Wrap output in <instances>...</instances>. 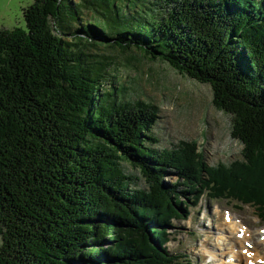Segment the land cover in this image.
Wrapping results in <instances>:
<instances>
[{
    "label": "trees",
    "instance_id": "obj_1",
    "mask_svg": "<svg viewBox=\"0 0 264 264\" xmlns=\"http://www.w3.org/2000/svg\"><path fill=\"white\" fill-rule=\"evenodd\" d=\"M23 19L0 30V264H181L166 244L187 194L264 223V0H34ZM100 45L208 85L242 161L157 149L159 108L124 99Z\"/></svg>",
    "mask_w": 264,
    "mask_h": 264
},
{
    "label": "rangeland",
    "instance_id": "obj_2",
    "mask_svg": "<svg viewBox=\"0 0 264 264\" xmlns=\"http://www.w3.org/2000/svg\"><path fill=\"white\" fill-rule=\"evenodd\" d=\"M33 1L0 0V30L25 29L23 10ZM90 18L85 14V19ZM89 50L93 55L113 61L111 68H116L114 72L118 73L115 83L124 87L125 100L143 101L159 108V120L154 129L159 140L157 149H172L181 141L196 142L197 150L208 166H228L242 161V145L230 136V117L212 105V91L208 85L178 74L162 61H149L135 49L121 52L100 45ZM122 166L125 173L138 178L134 188H146L137 170L127 164ZM164 182L168 185L181 183L174 174L164 178ZM177 190L183 192L181 186ZM182 198L187 200L188 217L170 223V240L166 244L168 252L178 256L181 264H227L230 254L217 256L215 260L211 257L212 252L218 255L221 251L218 247L221 231L218 229L225 221L236 227L237 233L239 228H245V239L252 244V253L256 252V258L264 260V240H260L264 236V223L260 222L253 207L227 200H210L205 195L194 206L191 194L182 195ZM224 215L230 220L224 221ZM230 232L229 243L233 244V240L239 239L236 232ZM241 248L247 249L244 242L237 245L238 251ZM241 256L243 264H247L245 255Z\"/></svg>",
    "mask_w": 264,
    "mask_h": 264
},
{
    "label": "bare ground",
    "instance_id": "obj_3",
    "mask_svg": "<svg viewBox=\"0 0 264 264\" xmlns=\"http://www.w3.org/2000/svg\"><path fill=\"white\" fill-rule=\"evenodd\" d=\"M225 220H226V217L224 216V221ZM218 230L221 231L220 232L221 235L218 238V240H219L218 247L221 248V251H220V249H218V251H220V253L218 255H215V253L212 252L213 254H212L211 257L215 260V258L217 256H218V258H221V257H223L226 254L227 255L230 254V261H229L228 264H239V263H242L244 258L241 256L240 250L238 251L237 245L242 244L243 242H246L247 241V239H245L246 238L245 237V234L241 237L242 240H233V244H230L229 243V241H230V236L229 235H231V232L230 231L232 230V232H236L237 233L236 227L231 226V223L230 222L225 221L224 223H222L220 225V229H218ZM241 232H243V231H241ZM236 233H235V236L237 235ZM260 240L263 241L264 240V236ZM263 245H264V241H263ZM242 249L243 248H241V250ZM247 253L248 252L245 251V254H247ZM253 259H255L254 256H253V258H251V260L253 261Z\"/></svg>",
    "mask_w": 264,
    "mask_h": 264
}]
</instances>
